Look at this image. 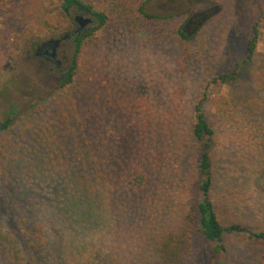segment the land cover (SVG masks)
Here are the masks:
<instances>
[{
	"label": "trees",
	"instance_id": "1",
	"mask_svg": "<svg viewBox=\"0 0 264 264\" xmlns=\"http://www.w3.org/2000/svg\"><path fill=\"white\" fill-rule=\"evenodd\" d=\"M149 2L102 0L97 5L66 0L65 10L73 7L88 10L97 26L78 39L73 65L57 92L21 118L16 110H11L1 124L0 184L7 195L11 191L21 199L38 195L50 202L53 219L64 232L59 243V264H122L120 246L110 239L114 236L113 225L115 221L123 225L133 217L143 216L148 207L138 198L150 180L152 149L146 132L154 127L149 123L154 125L151 119L156 116V103L146 100L136 103L144 107L137 115L139 119L143 114L144 121L135 123L133 128L117 131L107 128L106 123L112 116L107 109L114 108L119 100L136 99L139 93L136 87L123 82L124 76L115 65V82L119 86L114 87L113 82L109 92L102 95L98 77L103 73L96 62L91 63L95 60V51L90 44L95 32L111 26H123L136 34L143 29L141 23H151L160 27L162 39L184 46L186 57H190L194 38L188 35L187 25L176 24L175 16L147 13ZM29 5L27 0H0V15L27 21ZM69 18L66 12H60L50 27L63 29L68 26ZM254 34L248 43L245 61L237 65L239 70L231 76L213 78L207 83V89L211 85L224 87L229 78H240L242 66H253L264 89V56L258 52L257 25ZM209 100L206 91L189 111L173 122L174 128L187 123L199 144L198 181L196 185L193 182V195L177 221L166 219L156 224L155 220L140 218L139 238L143 243L140 257L144 264H189L196 228L219 257L228 254L227 239L232 236H247L255 243H264V231L259 232L253 224L228 212L229 207L241 206L235 197L238 190L246 197L249 207H256L252 200L260 199L261 191L264 192V167L257 171L256 166L246 179L252 188L249 192L241 190L245 184L236 182L227 170L217 168L212 155L216 135L226 132L232 121L250 120V113L242 108V101L227 96L217 94L211 108H206ZM222 171L224 175L219 174ZM222 177L230 195L218 184ZM6 204L8 214L0 220V264H29L23 245L31 254L44 253L51 249L49 237L36 210L28 206L20 211L10 198Z\"/></svg>",
	"mask_w": 264,
	"mask_h": 264
},
{
	"label": "rangeland",
	"instance_id": "2",
	"mask_svg": "<svg viewBox=\"0 0 264 264\" xmlns=\"http://www.w3.org/2000/svg\"><path fill=\"white\" fill-rule=\"evenodd\" d=\"M27 1L30 4L27 21L0 15V127L11 110H16L21 118L57 92L62 84L61 74L69 72L73 65V41L61 43L58 50L59 69L54 65L39 64L33 52L37 44L60 39L74 31V18L78 14L76 7L69 11L68 26L55 30L50 26L58 18V13L65 12L63 5L66 0ZM79 1L97 5L102 2ZM146 11L161 17L175 16L176 24L187 25L188 35L194 38L190 57H186L184 46L162 39L158 30L160 27L151 23H141L143 29L136 34L123 26H111L95 32L90 44L95 51V60L91 63L96 62L103 73L98 77L100 93H108L113 82L114 87L119 86L115 82V65L119 66L124 76L123 82L136 87L139 93L131 101L122 99L116 105L113 101L114 108L107 109L112 115L106 123L107 128L111 131L133 128L135 123L144 121L141 119L143 114L139 119L137 117L144 107L136 103L144 100L156 103V116L151 119L154 125L149 123L154 127L146 132L152 149L148 168L150 180L138 198L148 207L143 216L133 217L127 224L115 221L114 236H110L120 246L122 264H144L140 257L143 250L139 238L140 218L155 220L156 224L164 223L166 219L177 221L186 209L187 200L193 195L192 184L195 182L196 185L198 181L199 144L193 139L187 123L184 127L179 124V128H174L173 122L189 111L190 106L206 91L210 97L206 108H211L219 94L242 101V108L251 116L250 120L241 118L232 121L226 132L216 135L212 155L217 168L220 166L222 170H227L236 182L245 184L241 190L250 192L252 188L245 182L246 179L251 177L256 166L257 171L264 167V89L253 66H242L241 77L236 80L229 78L224 87L211 85L206 88L213 78L231 76L239 70L237 65L246 59L248 43L255 36L256 25L258 33L260 30L258 52L264 56V0H150ZM96 26L95 22L89 32ZM219 174L224 175V172ZM219 179V186L230 195L225 178ZM242 195L238 190L235 197L240 200L241 206L235 205V209L229 207V214L253 224L259 232L264 231V192L261 191L260 199L252 200L255 208L249 207ZM7 198L20 211L28 206L36 210L37 218L50 238L51 249L44 253L37 251L31 254L23 245L29 264H59V243L64 232L53 219L50 202L38 195L24 199L12 191L7 195L0 184L1 221L8 214V205L5 206ZM227 243L228 254L219 257L196 228L192 235L189 264H221L223 261L230 264H264V259H261L264 257V243H255L247 236L229 237Z\"/></svg>",
	"mask_w": 264,
	"mask_h": 264
},
{
	"label": "flooded vegetation",
	"instance_id": "3",
	"mask_svg": "<svg viewBox=\"0 0 264 264\" xmlns=\"http://www.w3.org/2000/svg\"><path fill=\"white\" fill-rule=\"evenodd\" d=\"M71 9V8H70ZM70 9H66L67 10V15L69 16L70 13ZM77 9V16L75 18H77L79 21H84L86 20L87 18H92L93 19V24L95 23V18L87 12L85 9L81 8V7H76ZM75 18H74V31L73 32H70V33H67L65 35H69V41H73L75 43V47H76V43L78 42V39L84 34V33H88L90 31V28L93 26L92 25H89L87 28L83 29V30H80L79 29V25H77L75 23ZM53 40V39H51ZM50 41V40H49ZM47 41V42H49ZM47 42H42L40 44H37L35 49H34V56L35 58L40 62L39 64H49V65H54L56 67V69H59L61 67V61L58 60V51H57V56L56 58H52L51 56V46L47 48V50H45L44 48H42V45L47 43ZM61 46V45H60ZM60 48V47H59ZM59 50V49H58ZM67 73L68 72H65L63 74H61V78L60 80L63 81L65 79V77L67 76Z\"/></svg>",
	"mask_w": 264,
	"mask_h": 264
},
{
	"label": "water",
	"instance_id": "4",
	"mask_svg": "<svg viewBox=\"0 0 264 264\" xmlns=\"http://www.w3.org/2000/svg\"><path fill=\"white\" fill-rule=\"evenodd\" d=\"M65 12L67 13V10H65ZM87 14L89 13L88 10H86ZM75 23L77 25H79V29L80 30H83L85 28H87L89 25H92L93 24V19L92 18H87L86 20L84 21H79L77 18H75ZM69 35H64L62 36L60 39H53V40H50L49 42L45 43L42 45V48H44L45 50H47L48 47L51 46V56L52 58H56L57 56V51L61 45V43L63 41H67L69 39Z\"/></svg>",
	"mask_w": 264,
	"mask_h": 264
}]
</instances>
